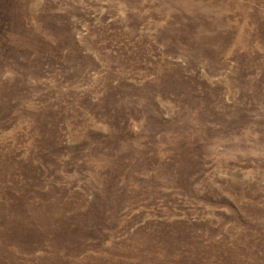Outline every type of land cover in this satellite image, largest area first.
<instances>
[{
	"label": "rangeland",
	"instance_id": "rangeland-1",
	"mask_svg": "<svg viewBox=\"0 0 264 264\" xmlns=\"http://www.w3.org/2000/svg\"><path fill=\"white\" fill-rule=\"evenodd\" d=\"M0 264H264V0H0Z\"/></svg>",
	"mask_w": 264,
	"mask_h": 264
}]
</instances>
